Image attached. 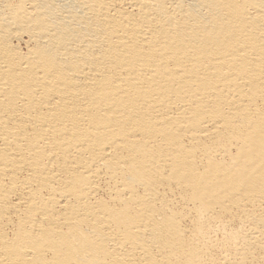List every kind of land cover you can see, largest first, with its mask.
Listing matches in <instances>:
<instances>
[{
    "label": "bare ground",
    "instance_id": "6f19581e",
    "mask_svg": "<svg viewBox=\"0 0 264 264\" xmlns=\"http://www.w3.org/2000/svg\"><path fill=\"white\" fill-rule=\"evenodd\" d=\"M0 264H264V0H0Z\"/></svg>",
    "mask_w": 264,
    "mask_h": 264
}]
</instances>
